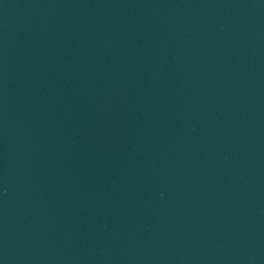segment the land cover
<instances>
[{
    "label": "water",
    "instance_id": "water-1",
    "mask_svg": "<svg viewBox=\"0 0 264 264\" xmlns=\"http://www.w3.org/2000/svg\"><path fill=\"white\" fill-rule=\"evenodd\" d=\"M0 264H264V0H0Z\"/></svg>",
    "mask_w": 264,
    "mask_h": 264
}]
</instances>
